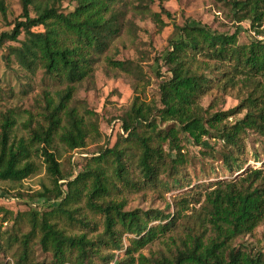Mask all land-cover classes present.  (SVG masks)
<instances>
[{
    "label": "trees",
    "instance_id": "1",
    "mask_svg": "<svg viewBox=\"0 0 264 264\" xmlns=\"http://www.w3.org/2000/svg\"><path fill=\"white\" fill-rule=\"evenodd\" d=\"M62 1L21 0L13 27L0 32V49L5 41H16L24 33L13 49L19 64L32 74L42 70L64 85L54 95L44 90L36 99L39 119L33 120L30 113L23 124L27 138L13 134L18 110L0 113V180L21 183L44 164L52 182L28 193L30 202H25L28 206L23 211L0 206V249L18 241L16 264H94L96 259L103 264H264L261 251L250 252L235 244L264 219V162L261 167L243 169L231 180L174 198L173 212L125 210V201L118 199L125 191L166 187L167 180L180 184L188 163L181 132L195 145L213 139L218 148L211 146V157L217 153L227 170L243 168L248 134L264 137V39L258 38L264 34V0H231L235 21L249 20L248 43L238 42V27L229 33L188 22L174 25L160 58L168 75L159 83L158 102L134 96L116 118L114 142L106 138L89 155L82 150L88 138L102 137L99 117L85 106L72 105L74 84L92 77L98 56L124 27L125 0H71L74 5L68 11L61 9ZM5 11L0 0V12ZM161 12L170 17L163 8ZM152 15L164 24L160 12ZM39 26L42 29L36 30ZM110 63L137 73L131 61ZM236 87L245 90L239 104L214 109L223 101L222 95ZM210 93L212 100L204 107L201 101ZM242 110L243 116L237 118ZM229 117L234 120L229 122ZM58 145L65 152L66 168ZM76 153L80 156L74 157ZM81 202L101 218L102 231L94 237L87 232L96 231L97 222L82 214ZM62 220L87 232L71 234ZM23 221L29 229L17 237L14 228ZM3 224L11 228L3 231ZM4 233L8 236L3 243ZM36 234L40 250L49 254L48 261L31 260L30 242ZM166 234L174 244L168 254L134 256ZM102 248L110 252L103 255ZM122 249L124 258H115Z\"/></svg>",
    "mask_w": 264,
    "mask_h": 264
},
{
    "label": "rangeland",
    "instance_id": "2",
    "mask_svg": "<svg viewBox=\"0 0 264 264\" xmlns=\"http://www.w3.org/2000/svg\"><path fill=\"white\" fill-rule=\"evenodd\" d=\"M6 8L5 14L0 12V32L9 31L13 27L15 20L21 13V0H3ZM74 2L63 0L61 2L62 10H71ZM124 27L111 41L108 49L98 56L94 64V71L91 78L75 83V92L72 105L79 107L85 106L96 112L99 117V129L102 133L100 139L94 140L92 137L87 139V145L82 153L91 154L94 152L106 138L110 143L114 142L115 132L117 131V116L129 105L134 96H139L143 100L159 99V83L163 76H167L166 66L163 65L161 55L167 49V40L171 35L174 25H183L186 22L190 24H201L217 32L232 33L238 27V42L248 43L250 40L249 20H243L238 24L233 18L235 10L232 7L231 0H125L124 4ZM161 8L169 12L167 18ZM161 13L160 17L164 24L156 21L153 13ZM32 16L35 11L30 9ZM41 30L42 27H36ZM24 39V33L18 36L16 41H5L0 49V113L8 109L18 110L16 115V125L13 128V134L16 136L28 137V131L23 124L30 118L39 119L37 98H40L42 92L47 90L54 95V92L64 87L51 78L47 77L42 70L31 73L21 66L15 58L13 49L20 45ZM110 60L131 61L136 65L137 73H128L113 67ZM213 93L205 96L201 104L206 107L212 100ZM224 96L223 101L218 102L214 109L228 110L239 104L240 98L245 96V90L242 87H236ZM80 111V109H78ZM244 110L236 114L237 118L242 117ZM234 118L229 117L232 122ZM171 124L170 122H168ZM183 154L188 159V163L182 169L185 177L180 184L173 185L170 180L168 185L146 188L138 192H122L118 199L125 201V210L134 208L160 209L165 212H173V199L190 190H201L204 186H209L220 180H231L243 169L248 167H261L264 162V137L249 133L246 138L247 150L242 157L243 167L241 170H227L220 161L217 153L214 158L211 157V146L218 148L213 139H205L201 145H195L192 140L183 132L180 133ZM58 152L62 155L63 163L66 168V156L62 147L58 145ZM76 153L74 157H79ZM166 178V177H164ZM51 178L45 172L44 164L35 174L25 178L21 183H14L0 180V206L15 211H23L30 202L28 193L40 190L42 185L51 186ZM21 195H18V194ZM80 211L88 218L97 222V230L88 231L77 225H68L66 220H62L67 231L71 234H81L87 232L88 237H94L102 231L101 218L91 213L83 204ZM169 205V207L167 206ZM192 206V204H191ZM47 206H43L46 208ZM198 207V205H195ZM186 213L191 211L186 210ZM157 222H154L156 224ZM11 228L9 224H3L2 230ZM15 235L21 237L29 226L23 221L15 228ZM8 233L2 234L3 243L7 239ZM131 237V236H130ZM128 236L123 237V242L128 244ZM177 242V241H176ZM19 242H12L11 247L6 243L3 249H0V264H16L15 260L19 253ZM235 244L247 249L250 252L261 251L264 254V219L254 229L253 233L244 235L235 241ZM32 248L31 260L41 262L50 260L49 254L40 250L37 244V234L30 242ZM168 235L159 236L146 246L134 253L143 254L149 257L152 254H168L173 249ZM102 254L110 252L102 248ZM124 250L115 252V258H124ZM94 264H103L101 259H96ZM108 264H114L113 261ZM134 264H137L135 262Z\"/></svg>",
    "mask_w": 264,
    "mask_h": 264
},
{
    "label": "built area",
    "instance_id": "3",
    "mask_svg": "<svg viewBox=\"0 0 264 264\" xmlns=\"http://www.w3.org/2000/svg\"><path fill=\"white\" fill-rule=\"evenodd\" d=\"M263 29H264V25H263ZM259 39H264V34L258 36Z\"/></svg>",
    "mask_w": 264,
    "mask_h": 264
}]
</instances>
